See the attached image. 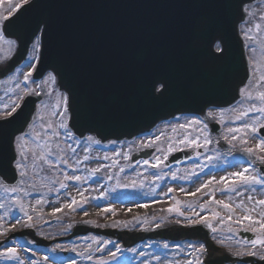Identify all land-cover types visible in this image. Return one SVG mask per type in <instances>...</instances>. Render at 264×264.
Masks as SVG:
<instances>
[{"label":"snow or ice","instance_id":"snow-or-ice-1","mask_svg":"<svg viewBox=\"0 0 264 264\" xmlns=\"http://www.w3.org/2000/svg\"><path fill=\"white\" fill-rule=\"evenodd\" d=\"M25 5H31V0H23V4L10 3L8 15L0 16V73L7 75L14 71L23 77V87L21 83L16 84V98L10 103H4L3 111L0 112V191L12 195L11 199L0 200V262L2 264H47L49 257L44 255L41 259H36V252L31 245L34 240H25L20 244L15 235L9 236L10 232H15L17 225L21 229H33L39 226L43 220L42 209L47 202L43 198L40 189H47L49 193H65L67 200L60 207H52L48 215L57 220L63 213L81 211L84 216L89 212L86 205L89 198L84 191L79 190L82 182L90 181L97 173L106 168L107 165L99 161L109 160L107 154L93 157L90 155L93 146L102 144H117L118 140L105 141L103 137L83 133L77 134L68 121L73 115V96L71 89L64 87L61 83V73L55 67L46 74L39 71V66L43 63L44 53L43 36L47 34V25L41 29L36 26L25 40L14 33L9 32L8 26L14 24L20 18ZM241 12L239 23L235 29L242 50H247L245 57L246 77L236 89L235 107L210 109L203 119L199 115H185L184 113L172 114L174 123L168 124L174 134L166 136L165 133L153 134L140 144L141 149H153L150 153L152 159L145 158L143 164L154 170V179L162 181L165 176L175 181L177 179L193 182V177L197 179L206 167L216 168L215 161L221 159L222 154L216 148H211L213 144L211 129L208 120L226 127V133L222 134V139L230 148L241 146L240 157L233 156L236 164L235 170H225V175L219 179L215 175L200 184L194 191L188 192L181 187L180 192L185 196L197 198L192 201L181 202L175 200L166 209L170 214L183 218L182 226H200L207 230V235L217 245L227 246L229 253L235 258L233 264H264V57L256 58L257 45L264 48V0H241L239 4ZM205 48L215 61H225L230 52L228 40L223 35H209L204 41ZM28 46V47H26ZM21 51L26 54L21 57L24 66L28 68L26 72L12 64L14 58L20 55ZM9 76V80L14 79ZM35 84L36 88L29 87ZM158 85V86H157ZM15 92V89H9ZM170 92L167 80L162 78H151L149 81V94L155 100L166 97ZM47 96L49 101H41V106L37 107L31 118L25 119L20 126L10 129L14 121L20 119L26 97ZM183 121V122H181ZM90 133L94 130L89 129ZM255 141L250 145L249 141ZM166 144V147L161 144ZM217 145L220 141L215 142ZM190 149L195 154V163L191 170L183 176L169 169L168 173L163 171L167 166L169 156L177 150L184 151ZM81 153H83L81 158ZM160 153V155H156ZM209 153H212L211 155ZM114 157H122L130 160L131 157L123 151L113 149ZM189 159L193 157L188 156ZM91 159H96L97 165L92 168H85L86 176L78 173L82 171L80 165ZM203 161V162H202ZM137 164L140 161H136ZM113 166H118L119 161L112 160ZM199 169V172H197ZM124 172L123 167L119 168ZM10 172L11 177L6 173ZM108 179H112L111 176ZM59 185L56 188V185ZM77 188L79 199L67 193L69 185ZM120 185L118 184L117 187ZM129 185H123L128 188ZM143 183L139 184L143 188ZM131 187L136 188L137 182L131 181ZM31 190V191H30ZM86 191V190H85ZM111 191H116L115 188ZM175 189L168 187V193ZM37 193L35 206L31 203L25 204L24 198ZM223 195L224 199H217L216 193ZM199 194V196H198ZM207 197L204 202L203 198ZM101 197H91L98 200ZM163 201H153L162 203ZM50 203V202H48ZM139 208H147V203H139ZM40 209L41 214L33 216V212ZM65 209L68 212H65ZM187 209V212L185 211ZM199 209V210H197ZM219 209V210H218ZM16 211L22 213L23 218L14 215ZM103 211L113 212L110 205L104 206ZM130 212L131 209L129 208ZM239 211V215H237ZM225 213L222 215L221 213ZM114 214V213H113ZM134 220L140 222L139 217ZM153 220L156 218L153 217ZM163 218H161V221ZM50 221H45L48 223ZM145 217L142 223H147ZM83 224L95 225L96 227H122L127 228L132 221H113L111 225H100L95 220H83ZM177 223H182L177 220ZM73 227L72 223L67 224L63 229L66 233ZM161 224L156 223L155 228H160ZM228 233L226 236H218L220 233ZM250 233V236H243L242 233ZM43 235V233H38ZM47 238V237H45ZM92 242L99 245L95 251L104 253L99 258V264H112L118 261V254L127 250L142 257L141 264H210L209 248L206 241L197 240L186 241L182 244H171L164 241L160 247L166 250L160 255L146 254L136 248L122 249L121 245L111 239L99 240L92 237ZM227 242V243H226ZM108 245H112L111 248ZM151 247V245H148ZM59 245L52 247L49 251L55 253ZM64 251L76 252V247L71 249H61ZM182 257L180 259H168L169 252ZM88 260H92L91 245L86 246ZM29 253L30 255H25ZM78 255L84 256L81 251ZM251 257L252 260H246ZM75 264V262H73Z\"/></svg>","mask_w":264,"mask_h":264},{"label":"water","instance_id":"water-1","mask_svg":"<svg viewBox=\"0 0 264 264\" xmlns=\"http://www.w3.org/2000/svg\"><path fill=\"white\" fill-rule=\"evenodd\" d=\"M240 3L241 0H33L8 30L26 40L37 25L42 29L47 25L39 71L45 74L55 67L61 73L62 85L71 89L74 104L69 124L77 134H93L105 141L130 140L171 119L172 114L201 113L210 106L235 103L236 89L246 77V51L235 32L241 16ZM209 35H223L228 40L230 52L225 61L209 56L204 44ZM25 54L21 51L12 64L21 65ZM7 75L0 73V79ZM151 78L168 81L170 92L166 97L152 98ZM41 98L28 97L20 119L10 129L31 118ZM89 129L94 131L90 133ZM189 155L178 154L168 164ZM6 174L11 177L10 172ZM79 234L75 231L67 239ZM102 234L117 236L124 247L145 239L203 240L209 248L210 264H233L235 259L217 247L200 226L149 233L105 230ZM242 235L250 236L246 232ZM15 236H27L37 246L49 247L53 243L38 238L32 230Z\"/></svg>","mask_w":264,"mask_h":264},{"label":"rangeland","instance_id":"rangeland-1","mask_svg":"<svg viewBox=\"0 0 264 264\" xmlns=\"http://www.w3.org/2000/svg\"><path fill=\"white\" fill-rule=\"evenodd\" d=\"M10 3L21 4L23 3V0H0V16L8 15L7 10L10 7ZM0 24H3V21H0ZM261 57H264V48H261L259 45H257L256 58L259 60ZM19 69L21 73L28 71V68H26L24 65L21 66ZM9 76H14L15 78L9 80ZM9 76H7L3 80H0V112L3 111L4 103H10L11 100H14L16 98V93L19 92V89H16V84L19 82L23 87V77L20 73L14 72ZM29 87L36 88V85L29 84ZM9 89H15V92H10L8 91ZM49 99L50 97L44 96L43 101L47 103ZM235 106L236 105L232 107ZM200 118L203 119L204 117H200ZM207 122L209 124V128L212 124L215 123L212 120H208ZM171 123H174V121H170L165 124L159 125L151 135L153 134L158 135L161 132L165 133L166 136L174 135L171 132V129L167 127V125ZM218 125L220 126V132L218 135H214L211 133L213 144L210 145V147L216 148L219 150L220 153L227 155L226 156L222 155L220 160L215 161L217 165L216 168H212L210 166L206 167L205 171L203 173H200L198 179L196 177H193V182H190L188 180H181V179H177L173 181L170 178V175L165 176V178L162 181L155 180L153 173L159 170H154L148 166H145L143 164V160H137L140 161L139 164L133 161L132 159L133 155L137 154L138 152L147 150V149H141L140 144L142 141H145L151 135L134 139L132 141L120 142L114 145L108 144L105 146L104 145L93 146V150L90 153L91 156L97 157L107 154L110 157V159L106 161H99L100 163L107 165V167L102 169L101 172L97 173L96 176L93 177L90 181L82 182L79 185V190L84 191L85 196L89 198V203L86 205L89 215L84 216L81 211H76V212H69L68 215H64L63 213L57 214L58 216H60L59 220L50 217L48 213L51 212V208L60 207V205L67 200V194L49 193L47 189H40V192L43 193L44 200L47 202L44 204L42 209V214L44 218L43 220L40 221L39 226L34 229L38 233H43V235H40L41 237L58 238L60 236L67 235L70 232L71 229H69L66 233L63 231V229L67 226V224L69 223L83 224L82 223L83 220H95L100 225H104V224L111 225L113 221H132V223L129 224V226L126 229L122 227H117L116 229H119L120 231L129 230L130 232L138 231L144 233L152 231L154 229H159V228H155L156 223L161 224L160 228L170 227V226L177 227L178 225L182 226V224L184 223L182 217H178L174 214H170L166 211H162V209H166L171 203H174L175 200H180L183 203L185 201H192L197 199V198L185 196V194L180 192L179 189L183 187L185 188L186 191L191 192L194 191L195 188L199 187L201 183L210 179L211 175H215L216 178L219 179L221 175H225V170L228 171L235 170L233 166L236 164V161L233 159V156L237 158L240 157L241 146L238 144L236 148H230V146L227 143H225L222 139V134L226 133V127L221 124ZM217 140L220 141L219 145L215 143ZM249 144L254 145L255 141L250 140ZM161 146L166 147V144L162 143ZM113 149H115L116 151L126 152L131 157V159L124 160L122 157H114ZM209 154L211 155L212 153ZM82 155L83 153H81V158ZM156 155H160V153H156ZM113 159L119 161L118 166H113L112 164ZM151 159L152 156L149 160ZM97 162L98 161L96 159H91L86 163H82L80 165L82 171L78 174L81 176H86L87 172L83 171V169L85 168L90 169L92 167H95L97 165ZM195 163H197L196 159H194L193 161L187 164L177 167L168 168L167 166H165L163 167V171L165 173H168L169 169H171L172 171L177 172L179 176H183L191 170L192 166ZM120 167H123L125 171L120 172L119 171ZM197 172H199V169H197ZM109 176H111L112 179H108ZM131 181L137 182L136 188L131 187ZM140 183H143L144 185L143 188L139 187ZM118 184L120 185L119 187H117ZM125 184L129 185L128 188L123 187V185ZM58 187L59 185L57 184L56 188ZM168 187H172L173 189H175V191L165 195L167 193ZM113 188H115L116 191L114 192L111 191V189ZM67 193L77 197V199L80 198L78 195L77 188L73 187L71 184L67 189ZM12 195H16V194H5L3 191H0V200L3 199L10 200ZM101 196L102 198L98 200L91 199V197H101ZM36 198H37V193L33 192L32 195L24 198V202L26 205L31 203L33 206H35ZM216 198L224 199L225 197L221 195V193L217 192ZM207 199H208L207 197H204L203 198L204 202H206ZM153 201H163V202L153 203ZM139 203H147L150 206L147 208H139L136 206ZM108 205L111 206L113 212L106 213L103 211V207ZM129 208L131 209L130 212L128 211ZM29 211L30 214H32L34 217L41 214L39 208H37L35 212H33L31 209H29ZM185 211L187 212V209H185ZM65 212H68V210L65 209ZM221 214L224 215L225 213L222 212ZM239 214H240L239 211H237V215ZM14 215L23 218L22 213H20L19 211H16ZM137 216L139 217L140 222H137L136 220L133 219L134 217ZM145 217L148 218V222L142 223ZM153 217H155L156 219L153 220L152 219ZM161 218H163L162 221ZM70 219H74V220L70 221ZM177 220H180L182 223L178 224ZM45 221H50V222L45 223ZM91 226H95V225H91ZM22 230L25 229H21L20 226L17 225L14 233ZM226 235H228V233L226 232L218 234V236L221 237ZM92 237H95L96 239L99 240L111 239L116 241L115 239L108 237H96L93 235H88L87 237L75 239L72 240L71 242L56 244L59 245L60 248H58L55 253L49 251V249L55 247L56 245H53L49 248H41V247H37L34 244L31 245L30 247H32L33 250L36 252V259H41L44 255H47L49 257L47 264H73V262H75V264H99V258L104 256V253L95 251V249L99 245L92 242L91 239ZM16 239L22 245L24 244L25 240H30L29 238H16ZM163 242L147 241L142 244H139L134 248H136L138 251H143L146 254H149V256L160 255L166 251L159 246ZM118 243L120 244V242ZM171 244L183 245L184 243H171ZM87 245H91V248L93 250L92 260H88L86 258ZM148 245H151V247H148ZM73 247H76L77 249L76 252L61 250V249H71ZM108 247L111 248L112 245H108ZM220 247L225 251L229 252L227 246H220ZM122 249L124 248L122 247ZM81 251L85 252L84 256L78 255V253ZM25 255H30V254L25 253ZM168 259L169 260L180 259L182 261V257L177 255L175 253V250H171L169 252ZM141 260L142 257H140L138 254L125 250L122 253L118 254V261H113L112 264H141ZM0 264H2V262H0ZM153 264H156V262L153 261Z\"/></svg>","mask_w":264,"mask_h":264},{"label":"bare ground","instance_id":"bare-ground-1","mask_svg":"<svg viewBox=\"0 0 264 264\" xmlns=\"http://www.w3.org/2000/svg\"><path fill=\"white\" fill-rule=\"evenodd\" d=\"M239 153V152H238Z\"/></svg>","mask_w":264,"mask_h":264}]
</instances>
